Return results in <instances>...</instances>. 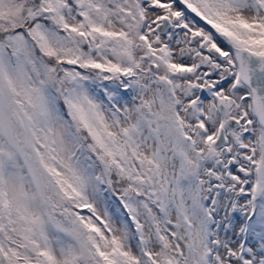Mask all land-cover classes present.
<instances>
[{"label": "snow or ice", "instance_id": "snow-or-ice-1", "mask_svg": "<svg viewBox=\"0 0 264 264\" xmlns=\"http://www.w3.org/2000/svg\"><path fill=\"white\" fill-rule=\"evenodd\" d=\"M0 264H264V0H0Z\"/></svg>", "mask_w": 264, "mask_h": 264}]
</instances>
